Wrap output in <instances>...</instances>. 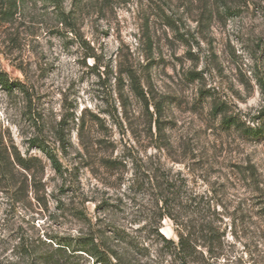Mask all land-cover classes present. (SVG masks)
Masks as SVG:
<instances>
[{
    "label": "rangeland",
    "instance_id": "1",
    "mask_svg": "<svg viewBox=\"0 0 264 264\" xmlns=\"http://www.w3.org/2000/svg\"><path fill=\"white\" fill-rule=\"evenodd\" d=\"M0 71V264H264V0H0Z\"/></svg>",
    "mask_w": 264,
    "mask_h": 264
},
{
    "label": "trees",
    "instance_id": "2",
    "mask_svg": "<svg viewBox=\"0 0 264 264\" xmlns=\"http://www.w3.org/2000/svg\"><path fill=\"white\" fill-rule=\"evenodd\" d=\"M0 82L8 88H11L14 84L13 82H10L7 74H5L2 71H0ZM224 123L227 124V126H235L237 129L238 128L242 129L243 132L249 136L259 137L264 134V129L262 127L252 128L250 126H244L241 124L240 120L237 121L235 120L234 117H231V116L225 118ZM39 147L45 152V154H47L56 172L61 173L62 172V162L60 160V157L57 154H55L45 143H39ZM162 184L163 183L161 182L159 185L161 188V191H162ZM165 241L167 244H170L168 245V247H172V251H174L176 256H178L181 260H184L185 263H187V261L193 257L194 252H195L194 248L193 246L189 244V241L185 240L184 237H181L177 246L175 245L174 241L169 238L165 237ZM84 249L85 248H83V250ZM95 252H97V254ZM95 252H92V253H95V255L98 256L99 261L102 262L103 264H116V263H113V261L110 259L108 254H104V253L100 254L97 251V248L95 249Z\"/></svg>",
    "mask_w": 264,
    "mask_h": 264
}]
</instances>
